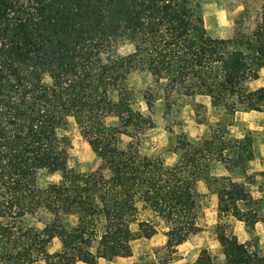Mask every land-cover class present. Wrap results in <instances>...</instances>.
<instances>
[{"label":"trees","instance_id":"obj_1","mask_svg":"<svg viewBox=\"0 0 264 264\" xmlns=\"http://www.w3.org/2000/svg\"><path fill=\"white\" fill-rule=\"evenodd\" d=\"M124 43L131 52H118ZM263 67L264 0L252 30L225 38L207 32L200 0H0V264L128 257L131 241L157 232L139 218L140 209L162 220L171 256L201 230L198 181L217 195L222 264H264L254 234L264 221V198L248 189L262 173L247 172L256 138L250 129L241 137L229 129L238 110L264 112V86H244ZM133 72L149 73L152 88L130 87ZM175 90L208 96L217 119L206 120L198 144L176 133L178 158L167 164L141 152L139 135L153 121L136 103L141 99L150 110ZM68 116L105 172L67 166L70 140L58 129ZM107 116L117 122L107 124ZM217 162L244 180L215 174ZM41 169L60 178L39 187ZM39 211L49 214L41 227L28 221ZM68 215L77 217L71 227ZM226 218L240 221L252 237L238 241ZM54 238L60 248L50 252ZM192 264L214 263L202 249Z\"/></svg>","mask_w":264,"mask_h":264},{"label":"rangeland","instance_id":"obj_2","mask_svg":"<svg viewBox=\"0 0 264 264\" xmlns=\"http://www.w3.org/2000/svg\"><path fill=\"white\" fill-rule=\"evenodd\" d=\"M201 13L207 32L212 37H231L235 32H248L253 29L257 20V13L262 0H200ZM133 46L124 43L118 47V52L127 54L131 52ZM128 85L136 90L152 88L151 76L147 72H133L128 78ZM255 85H253L254 87ZM252 88V86L250 87ZM166 97L157 98L153 102L150 110L147 109L144 101L139 99L136 107L145 115H149L153 121V127L146 130L140 137L141 152L146 155H159L166 163L173 162L177 155L172 153L175 143V134L185 132L188 139L193 143H200L203 134L208 130L206 120L214 121L216 115L209 110H203L198 104H202L205 97H187L180 91H173L166 94ZM107 124H115L116 117L107 116ZM250 126L264 125V119L252 116L247 123L233 124L230 128L234 132L251 129L254 131L256 142V160L254 165H250L247 170L250 173L262 172L256 175L257 183L248 185L251 192H264V129H252ZM208 132V131H207ZM59 135L69 138L67 146L66 164L79 172H91L101 170L105 172L102 160L91 150L85 138L81 135L77 124L72 116L66 118V123L58 129ZM127 140V138H125ZM261 170H258L259 166ZM238 175L237 172H234ZM60 178L58 172L49 173L41 169L37 174V184L45 187L50 183L57 182ZM140 206V203H137ZM141 207V206H140ZM197 223L201 230L191 234L189 238L177 249V252L168 256L164 244L166 227L158 218H154L151 213L139 210V218L149 219L155 225L157 232L150 238H136L131 241L132 254L128 257H117L112 261H103L101 264H192L202 249L211 253L214 264L223 263V255L220 253L219 243L214 233L216 217L211 208L210 199L199 197L198 199ZM49 219V214L39 211L34 217H29L28 221L41 227ZM232 226L235 238L244 242L252 236L248 234L242 223L226 218ZM74 217L67 219V224H73ZM101 228V226H99ZM133 230L137 229L136 224H132ZM254 234L258 236L259 248L264 252V221L258 222L255 226ZM98 239L92 242V249L96 248ZM60 248L59 240L54 238L49 246V251L53 252Z\"/></svg>","mask_w":264,"mask_h":264},{"label":"crops","instance_id":"obj_3","mask_svg":"<svg viewBox=\"0 0 264 264\" xmlns=\"http://www.w3.org/2000/svg\"><path fill=\"white\" fill-rule=\"evenodd\" d=\"M253 85H255L254 87H253ZM244 86H245V89L246 90H253V89H256V88H258V87H261V86H264V67L263 68H261V70L259 71V76H258V78H256V79H252V80H248V81H246L245 82V84H244ZM252 86V88H250ZM187 97H192V98H194V97H205V100L202 102V104L200 103V104H198L200 107H202L203 108V110H209V111H212L215 115H216V119H217V112L214 110V109H212V107L210 106V99H209V97L208 96H206V95H200V94H196V95H192V96H187ZM252 116H255V117H261L262 118V121H263V119H264V112L263 111H255V110H251V111H244V110H238V111H236L235 112V114H234V122H233V124L235 123H237L238 125H242V124H245V123H247V121H248V118H250V117H252ZM215 119V120H216ZM214 120V121H215ZM208 121H210V120H208ZM232 124V125H233ZM232 125H230L229 126V129H230V133H231V135L232 136H234V137H241L244 133H242V131H239V132H234L230 127L232 126ZM249 127H251L252 129H264V125H257V126H250L249 125ZM251 130V129H250ZM253 131V130H252ZM206 132L207 131H205V134H203V136L204 135H206ZM185 133V132H184ZM253 133H254V131H253ZM255 135V134H254ZM202 136V137H203ZM256 138V137H255ZM172 153L173 154H175V155H177V158H178V154H176V153H174L173 151H172ZM177 158L173 161V162H170L169 164H172V163H174L176 160H177ZM256 152H255V158L253 159V160H251V161H249L248 162V165H247V168L250 166V165H254L253 164V162L256 160ZM166 163V162H165ZM168 164V163H167ZM261 168H262V166L260 165L259 167H258V170H261ZM213 170H214V173L215 174H217V175H223V176H230L233 180H236V181H243L244 180V178H243V176L240 174V172L239 171H228L227 170V168L224 166V164H222V163H220V162H217V163H215L214 164V166H213ZM234 172H237L238 173V175H235L234 174ZM247 172H248V170H247ZM248 173H250V172H248ZM255 179H256V183H257V178L255 177ZM256 183H254V184H256ZM253 184V185H254ZM248 185H250V184H248ZM196 188H197V191H198V193H200V194H204L203 195V197H206V198H209L210 199V204H211V208H212V211H213V213H214V216L216 217V212H217V195H216V193H209L208 191H207V188H206V186H205V184H204V182L203 181H198V183H197V185H196ZM249 189V188H248ZM249 191H250V189H249ZM251 192V191H250ZM254 196H256V197H260V196H263V198H264V192L263 193H260V192H257V193H254V192H251ZM139 208H140V206H139ZM263 212H264V208H263ZM148 213H150L149 211H148ZM74 217L75 218V222L73 223V224H67L66 223V226H68V227H71V226H73L75 223H76V221H77V217L75 216V215H68L67 216V218H66V222H67V219L69 218V217ZM157 218V217H156ZM216 220H217V217H216ZM234 220V219H233ZM235 221H237V220H235ZM160 222L161 223H163L162 222V220H160ZM238 223H241L240 221H237ZM216 223V222H215ZM164 225V224H163ZM215 225V224H214ZM166 230H167V228H166ZM156 234V233H155ZM153 236V235H152ZM151 236V237H152ZM165 236V240H163L162 241V243L165 245V242H166V235H164ZM184 243V242H183ZM183 243L182 244H180V245H178L177 246V249L179 248V247H181V245H183ZM97 246V245H96ZM103 261H104V259L103 258H100L99 259V262H100V264H101V262L103 263ZM106 261V260H105ZM76 264H85V263H83V262H77Z\"/></svg>","mask_w":264,"mask_h":264}]
</instances>
